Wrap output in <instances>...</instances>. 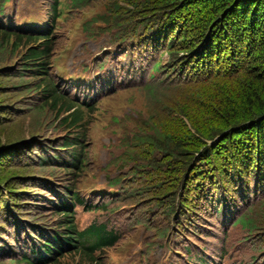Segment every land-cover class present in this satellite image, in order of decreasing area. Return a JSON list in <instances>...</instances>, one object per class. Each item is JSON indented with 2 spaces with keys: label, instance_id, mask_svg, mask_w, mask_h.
<instances>
[{
  "label": "trees",
  "instance_id": "1",
  "mask_svg": "<svg viewBox=\"0 0 264 264\" xmlns=\"http://www.w3.org/2000/svg\"><path fill=\"white\" fill-rule=\"evenodd\" d=\"M98 1L103 2L105 12L86 20L84 29L92 36L97 35L95 31L100 35L109 31L111 41L116 44L114 48L108 46L96 58L95 66L99 70L106 68L107 62L115 67L114 72L106 68L98 76L103 79L99 78L97 84L103 81L102 87L107 86L110 95L120 90H124L120 93L149 92L156 104L162 102L166 109L151 112L157 105L150 106L145 119L139 121L145 129L138 126L129 131L126 127L122 132L125 135L120 145L124 142L125 154L117 158L128 163L141 162L138 167L145 169V175L136 186L135 179L110 171V185H117L121 191L116 198L103 196L97 205L118 211L120 226L114 230L98 222L78 227L73 203L82 200L77 183L89 165L86 139L97 102L83 104L80 94L74 99L64 93L51 70L54 39L62 17ZM44 3L0 0V57L11 59L21 54L17 65H9L14 71L4 74L6 69H13L5 68L0 78L22 80L12 86L21 89L18 94L36 91L38 98L34 101L29 98L26 103L29 109L23 108L22 112L34 109L37 114L45 112L42 116L52 111L55 127L60 129L54 139L42 137L38 138L40 141L33 138L0 144V165L5 163L0 168V263L10 260L13 261L10 264H107L104 252L119 242L121 233L130 225L129 219L119 214L122 207L125 210L127 201L147 190L143 185L166 181L161 161L151 156L157 150L168 155L175 182L167 190L173 193L167 199L169 203L173 201L167 214L172 213L176 201L180 202L182 206H177L173 221L177 228L178 225L183 228L175 233L187 237L182 242L175 237L183 254L176 251L172 256L183 260L182 264H191V260L224 264L223 257L234 252L226 242L235 226L244 229L247 236L258 235L264 226V0H49V5ZM19 12L20 16L31 13L35 23L29 28H19L16 21ZM34 13L41 17L39 21ZM9 18L13 19L11 24L7 22ZM182 20L197 25L182 32L184 27H178ZM175 40L187 48L173 46ZM192 47L194 51L188 54ZM165 53L170 56L164 64ZM26 75L34 80L28 81ZM162 85L167 89L175 87L179 92L175 97L179 99L172 98L173 102L166 104L161 99L166 93ZM22 112L9 103H1L0 125L7 128L5 121L10 114L19 116ZM38 142L42 143L41 147L37 146ZM21 144L29 147L27 152L18 148ZM210 152L214 154L209 155ZM19 155L28 158L17 160L14 156ZM12 158L30 168L38 165L43 171L47 169V173L32 172L30 180L13 186L17 180L10 178L18 176L4 171L9 164L7 160ZM157 185L163 187L162 183ZM192 192L194 197L190 198ZM143 197L137 198V203ZM33 211L39 214L30 215ZM42 212L58 214L50 227L54 231L46 233L26 219L49 222L44 220ZM170 223L158 232L163 236L168 234ZM145 224L154 227L153 221ZM26 227H31L35 234H43L38 248L33 249L37 251L33 258L20 248L30 236L23 229ZM26 251L30 253V248ZM236 262L264 264V253L258 257L242 256Z\"/></svg>",
  "mask_w": 264,
  "mask_h": 264
},
{
  "label": "rangeland",
  "instance_id": "2",
  "mask_svg": "<svg viewBox=\"0 0 264 264\" xmlns=\"http://www.w3.org/2000/svg\"><path fill=\"white\" fill-rule=\"evenodd\" d=\"M38 1L45 2L44 4L49 5V0ZM101 4H103V2L98 1L97 3L86 6L80 10L75 9L74 11L67 12L62 17V22L56 32V36L54 39L53 48L55 50L51 58V70L53 71V73L56 71V68L58 66L66 67L70 65V70H73V63L76 62V68L79 62L89 58L92 59V57L95 55L98 56L104 50V48L110 45H112V48H114L113 44L116 43L111 41L109 31H107L106 34L102 35L99 34L100 32L95 31L97 35L92 36L90 35V32L88 30L84 29L83 26V23L86 20H89L92 17H97L98 14L105 12V9ZM22 6H24V4H22ZM25 14L27 13H23L21 16ZM18 18L19 17L17 16V20ZM182 21L183 23L178 24V27H184V30L182 32L187 31L186 27L195 28V26L197 25H194L191 21L187 23H184L185 20ZM96 22H99L98 19ZM97 23L95 24L96 26H105L104 23ZM174 42L173 46H177L182 49L187 48L183 43L178 45L176 40ZM194 49L195 48L193 47L190 48L189 52L187 53L189 54L190 52H193ZM20 55L15 56V59H10L9 57L5 56L0 57V72L5 68H13L14 65H17V59L20 58ZM169 56L170 55L168 53H165L164 56H162L164 64L167 63ZM173 56L178 55L176 54ZM107 63L109 64L106 66V68L112 70V63ZM9 65L13 66L11 67ZM13 71L14 68L6 69V72L4 74L10 72L12 73ZM75 71L78 73L77 68ZM91 71L93 70L91 69ZM87 74L88 76L92 75L91 73ZM26 79H28V81L34 80L29 75H26ZM21 81L22 80H18L16 78H0V86H5V88H0V104L9 103L13 108L20 109L22 112L23 108H28L26 106V103H28L27 101H29V98H33V101L38 98V94L36 91H27L26 93L24 92L25 94H18L17 92H20L21 89L12 86L17 85ZM162 86V89L165 90L166 93L165 95L161 96V99H165L166 104L172 103V98L179 99V97H175L179 93L175 89V87H170V89H167L168 87H165L166 85ZM122 91L124 90H120L116 92V94L108 95L102 101L96 104V111L88 127L86 139V142L88 144L87 156L89 165L87 168L83 169L78 177V185L80 188H83V186L89 188L103 183H108V185H110L111 183L108 179L110 171L116 174L121 173L122 176H127V179L129 180L135 179L136 181H133V185L138 186L142 182L141 176L145 175V173H143L145 169H143L142 167H138L141 162L136 161L134 163H128L126 160H121V157L117 158V156H119L120 154H125L124 142H122L120 145V141H123V135H125L122 134V132H124V129L126 127H129V131L132 127H135L137 129L138 126L142 129H145L143 128V126H141L139 121H141L143 117V120L145 119L150 106L152 107V105H157V109L152 110L151 112L166 111V109L161 106L163 104L162 102H160V104H156L157 100L155 99V97L151 96L149 92L143 90H135L130 91L129 93H120ZM11 111L13 112V110ZM44 113L45 112L37 114L33 109L30 110L29 113L22 112L19 116L10 114V117L5 121L7 128L0 125V144H4V142H8L11 140H13V143L15 144L20 140H32L33 138H36L37 141H40L38 140V138L42 137L54 139V136L58 135V132L60 130L59 128L55 127L56 124L54 123V113L52 111H48L46 112L47 115L40 116ZM57 120L59 121L60 118H57ZM50 135L53 136L49 137ZM37 141L33 142L32 144H35ZM40 144L42 143L38 142L37 146H39ZM41 146L42 145H40V147ZM18 148L22 150L24 149V151L27 152L29 147H25V145L21 144ZM37 151L39 152V149H37ZM214 152H210L209 155L214 154ZM151 156H157V158L161 161L162 174L163 178H166V181H158L157 183L153 181V183L143 185L146 186L147 190L141 194L134 196V199H132L131 202L127 201L125 210L122 207L119 214L122 216V218L129 219L130 225L129 228H126V230L121 233V239L119 240V242L116 245L108 248L104 252L106 260L108 259L107 264L183 263V260L172 256L175 253L176 248L181 249V245L179 244V242L175 243V237H177L179 241H181L182 239L186 240L187 237L184 233L179 234L180 236H176L175 233L179 232L180 229L182 230L183 228H180L179 225L177 228L175 222L173 221L175 219V216H177L178 211L176 210L177 206L181 205L180 202L176 201L172 213L170 215L167 214L168 205H171L173 203V201L170 203L168 201L173 193H168L167 190H170L172 187H174L175 183L174 177L171 173L172 171H170V165L168 164V155L161 154L156 150L151 154ZM14 157H16L17 160H19V158H28L21 155ZM113 157L117 159L114 158V160L112 159ZM16 159L12 158L10 160H7L9 164L5 167L4 170L12 174L16 173V176H18L10 178L12 180H17L16 183H12L13 186L22 184L30 180V177H32L31 175L33 174L32 172L39 171L47 173V169L43 171L38 165L30 168L25 164L15 162L14 160ZM197 162H199V158ZM4 165L5 163L1 164L0 168H2ZM1 172L2 170H0V173ZM228 172H230V170L226 173ZM159 183H162L163 187L158 186L157 184ZM4 184L8 189L9 185L7 184V182H5ZM188 186L190 185H184L183 187ZM180 187L181 186H179L178 188ZM6 192L8 193L9 191L6 190ZM164 192L167 193L161 195ZM183 193H185V190ZM140 196L144 197L141 202L137 203L136 200L137 198H140ZM193 197L194 192L190 194V198ZM177 199H179V197ZM102 211L107 213L105 218L103 212H101L100 210H89L81 214V216L79 217V221L83 226L84 222H87L96 216L93 221L104 222L106 224L105 227L108 230L112 229V226L113 228H118L120 226L118 217L113 220L112 215L110 214L112 213L114 215H118V211L104 209H102ZM29 214L38 215L39 213L33 211ZM42 214L44 215V220L46 221H53L58 216L57 213L54 215H49L46 212H42ZM1 219L2 216H0V220ZM105 220H109V222L107 223V221ZM149 221L154 222V227L152 226L149 228L146 226L145 223ZM167 221H171L170 230L168 229V234L163 236L158 232V230L162 228V226L166 225L168 223ZM90 222H88L87 224H89ZM261 225H263V222ZM259 234L247 236V232L244 229L235 226L228 235L226 242L228 245H230V249L234 250V252L232 255H230L231 253H229L228 255L226 254L223 257L224 264H236V261L239 260V258L242 256L246 258L250 257L252 254L257 257L261 256V254L264 253V226L262 229H260ZM194 238L197 240L196 237ZM243 242H246L247 244H244ZM208 247L209 246H206L207 249ZM167 253L169 254V259L166 260ZM178 253L183 254L180 252ZM10 263H13V261L6 260L5 262L0 264Z\"/></svg>",
  "mask_w": 264,
  "mask_h": 264
},
{
  "label": "clouds",
  "instance_id": "3",
  "mask_svg": "<svg viewBox=\"0 0 264 264\" xmlns=\"http://www.w3.org/2000/svg\"><path fill=\"white\" fill-rule=\"evenodd\" d=\"M34 7V6H33ZM35 8V7H34ZM30 12V11H28ZM36 16H39L38 14L34 13ZM32 14L31 13H27L25 15H23L20 18H18L17 21V26L19 28L21 27H25V28H29L32 23H35V20L32 21ZM41 17H38V21L40 20ZM12 18L8 19V24L12 23V20H10ZM36 21V22H38ZM99 56V55H98ZM97 55L93 56L92 59H85L81 62L78 63L77 65V71L78 73L75 71V63H73V70H70V65L68 66H58L56 68V71L53 73L54 78L56 80V82L58 83V85L61 87L62 91L70 96H72L74 99L77 97L76 94H80V101L83 102V104H90V103H98L100 101H102L105 97H107L110 92L109 88L106 87H102L104 84L102 81V84H97V80H99V78L103 77H98L100 76V74L98 73L99 69L96 68L95 66V61L96 58L98 57ZM52 63V62H51ZM91 69L93 70V72L91 71ZM91 73V76H88L87 73ZM86 94H90L89 97H85ZM79 181L77 183V190L79 191L80 194V198H82V203L84 204L83 207L85 209H95V210H100L99 206L97 205L99 203V201L96 200V198H92V193L90 192V189L86 190L85 186H83V188L79 187ZM108 198H111V196H107ZM76 201H74L75 203ZM74 203H73V210L74 213L75 211H77V208L74 207ZM101 211V210H100ZM32 225H36L38 227H40L42 230H44L46 233L52 232L54 231V229H51L50 227L53 226V221H49L47 223H42V221H39L37 219L32 220L29 219L28 217L26 218ZM107 223L109 222L108 220ZM96 221H92L89 224H86L85 227H89L91 226V224L95 223ZM98 223H102L103 225H106L104 222H98ZM43 224L45 225V227L43 226ZM24 230L30 231L31 227H26L23 228ZM112 229L114 230L115 228ZM110 229V230H112ZM26 231V232H27ZM32 232V231H31ZM33 233V232H32ZM35 234V233H33ZM41 235V236H40ZM35 234L36 237H39L42 239V235L43 234ZM26 247H29V245H27ZM25 247V248H26ZM21 248V247H20ZM31 250L33 251V256L31 258L34 257V255L36 254L37 251L33 250L38 248L37 246H31ZM41 254V252H40ZM40 254H38L40 256ZM191 264H210L209 261H204L201 263H198L195 260H191Z\"/></svg>",
  "mask_w": 264,
  "mask_h": 264
}]
</instances>
